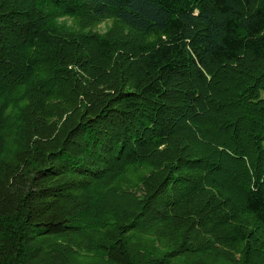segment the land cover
Instances as JSON below:
<instances>
[{"label":"trees","instance_id":"obj_1","mask_svg":"<svg viewBox=\"0 0 264 264\" xmlns=\"http://www.w3.org/2000/svg\"><path fill=\"white\" fill-rule=\"evenodd\" d=\"M0 264H264V0H0Z\"/></svg>","mask_w":264,"mask_h":264},{"label":"rangeland","instance_id":"obj_2","mask_svg":"<svg viewBox=\"0 0 264 264\" xmlns=\"http://www.w3.org/2000/svg\"><path fill=\"white\" fill-rule=\"evenodd\" d=\"M109 24H110L109 22H105L102 25H100L96 30L99 32H104L108 28Z\"/></svg>","mask_w":264,"mask_h":264}]
</instances>
